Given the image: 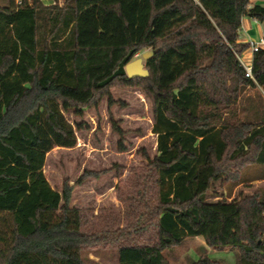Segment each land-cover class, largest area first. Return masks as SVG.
Listing matches in <instances>:
<instances>
[{
    "label": "trees",
    "instance_id": "trees-1",
    "mask_svg": "<svg viewBox=\"0 0 264 264\" xmlns=\"http://www.w3.org/2000/svg\"><path fill=\"white\" fill-rule=\"evenodd\" d=\"M245 16L263 22L264 4L0 0V264H87L108 244L119 264H170L165 251L197 236L235 249L236 264H264V189L209 200L219 179L246 181L243 169L264 165V115L238 113L246 86L264 88V49L254 54L257 83L237 56L249 47ZM146 48L149 75L129 78L126 65ZM116 83L152 98L157 154L129 196L127 227H94L71 204L73 186L55 189L44 167L52 149L78 143L84 125L65 112L82 115Z\"/></svg>",
    "mask_w": 264,
    "mask_h": 264
},
{
    "label": "rangeland",
    "instance_id": "rangeland-1",
    "mask_svg": "<svg viewBox=\"0 0 264 264\" xmlns=\"http://www.w3.org/2000/svg\"><path fill=\"white\" fill-rule=\"evenodd\" d=\"M52 1L44 0L47 4ZM149 51L148 48L141 50L134 59ZM241 56L247 61L251 59L248 50ZM237 105L241 118L253 120L257 110L264 115V93L258 86L248 85L242 90ZM65 115L74 125L82 123L84 127L77 129L76 146L55 147L47 154L44 171L48 180L59 191L65 182L73 186L71 204L81 209L89 225L95 227L110 221L112 227H127L133 202L129 196H137L136 184L149 170L148 157L157 154L152 98L140 85L116 83L110 88V95H104L98 105L87 107L82 115L74 111ZM113 120L120 124L123 134L113 128ZM243 170L248 180L227 176L219 179L209 192V200L230 199L241 191L251 193L264 189V181L250 180L264 173L263 164ZM203 239L202 236L188 238L166 250L170 264H192L202 255L223 264L237 263L235 249H215L204 244ZM97 249V252H87V264H119L116 245H98Z\"/></svg>",
    "mask_w": 264,
    "mask_h": 264
},
{
    "label": "crops",
    "instance_id": "crops-1",
    "mask_svg": "<svg viewBox=\"0 0 264 264\" xmlns=\"http://www.w3.org/2000/svg\"><path fill=\"white\" fill-rule=\"evenodd\" d=\"M250 3L252 5L256 3L264 4V0H250ZM262 33H264V21L262 22L249 16L243 17L240 31V41L248 43L250 40H257ZM262 181H264V179L259 176H256V178L252 180V182ZM234 197L235 195L232 198ZM203 242L206 244L204 239Z\"/></svg>",
    "mask_w": 264,
    "mask_h": 264
},
{
    "label": "built area",
    "instance_id": "built-area-1",
    "mask_svg": "<svg viewBox=\"0 0 264 264\" xmlns=\"http://www.w3.org/2000/svg\"><path fill=\"white\" fill-rule=\"evenodd\" d=\"M18 3H21L22 0H16ZM249 57L251 58L249 61H247L245 58L241 56V54H237L241 65L243 66L245 70V74L248 78L252 79L254 82L257 83V80L254 76L253 72V62H254V54L262 49H264V33H262L257 40H250L249 42ZM262 92L264 93V88L260 85H257Z\"/></svg>",
    "mask_w": 264,
    "mask_h": 264
},
{
    "label": "water",
    "instance_id": "water-1",
    "mask_svg": "<svg viewBox=\"0 0 264 264\" xmlns=\"http://www.w3.org/2000/svg\"><path fill=\"white\" fill-rule=\"evenodd\" d=\"M151 52H145L141 57L130 61L126 65V71L129 78L145 77L149 75V70L145 67L146 60L150 57Z\"/></svg>",
    "mask_w": 264,
    "mask_h": 264
}]
</instances>
